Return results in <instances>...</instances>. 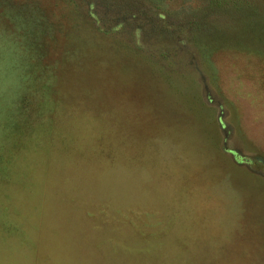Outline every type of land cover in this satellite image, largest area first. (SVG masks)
<instances>
[{"label":"rangeland","instance_id":"374dc122","mask_svg":"<svg viewBox=\"0 0 264 264\" xmlns=\"http://www.w3.org/2000/svg\"><path fill=\"white\" fill-rule=\"evenodd\" d=\"M0 264H264V0H0Z\"/></svg>","mask_w":264,"mask_h":264}]
</instances>
